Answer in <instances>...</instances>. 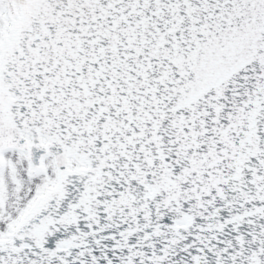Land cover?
<instances>
[{
  "label": "snow or ice",
  "instance_id": "1",
  "mask_svg": "<svg viewBox=\"0 0 264 264\" xmlns=\"http://www.w3.org/2000/svg\"><path fill=\"white\" fill-rule=\"evenodd\" d=\"M0 264H264V0H0Z\"/></svg>",
  "mask_w": 264,
  "mask_h": 264
}]
</instances>
